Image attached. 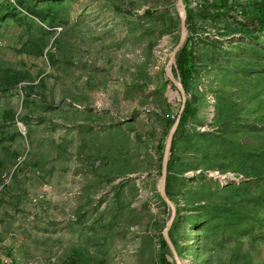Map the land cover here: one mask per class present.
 <instances>
[{"label":"rangeland","instance_id":"obj_1","mask_svg":"<svg viewBox=\"0 0 264 264\" xmlns=\"http://www.w3.org/2000/svg\"><path fill=\"white\" fill-rule=\"evenodd\" d=\"M178 2L0 0L3 255L162 264L167 121L183 104L176 62L168 74ZM253 2L183 0L196 109L173 138L177 264H264V26Z\"/></svg>","mask_w":264,"mask_h":264},{"label":"trees","instance_id":"obj_2","mask_svg":"<svg viewBox=\"0 0 264 264\" xmlns=\"http://www.w3.org/2000/svg\"><path fill=\"white\" fill-rule=\"evenodd\" d=\"M60 1V0H57ZM251 13L252 15L256 18V22L255 25H257L259 27L264 26V4L262 0H254L253 4L251 5ZM151 11L150 10H146V14H150ZM190 17L188 15L187 20L189 21ZM187 20H186V24H187ZM189 23V22H188ZM252 25V23L250 24ZM191 24H187V27H190ZM191 57H192V52H191V48L189 49L187 47V45H185L177 54L176 57V69L178 71V74L180 76V81L184 87V89L187 91L189 86H190V82H191V76H192V68H191ZM195 109L196 107L194 106V103L191 101H187L185 108L181 114V118H180V122H179V126L178 129H183L186 125V123L188 122V119L190 116L195 114ZM176 119H168L167 121V130H169L172 125L175 123ZM185 131L187 132L188 135H193V133H190V131H187V129H185ZM195 134V133H194ZM163 145L160 146L161 150L163 149ZM173 150H174V141L172 143V153L170 156V160H169V164H168V176H167V183H166V192L168 194V196L173 199V181L175 180L176 176H177V172L175 169V160L173 157ZM177 215H179V212L177 213ZM170 236L172 238V241L177 249V251L179 252V254L181 253V251L179 250L178 247V243L174 237L173 232H170ZM160 248H161V254H160V259H161V263L162 264H177L176 262H171L169 261V255H172V252L170 250V246L168 244V242L166 241V239L162 236L161 240H160ZM81 255H83V253H75L73 254L70 258H68L64 264H82L81 263Z\"/></svg>","mask_w":264,"mask_h":264},{"label":"water","instance_id":"obj_3","mask_svg":"<svg viewBox=\"0 0 264 264\" xmlns=\"http://www.w3.org/2000/svg\"><path fill=\"white\" fill-rule=\"evenodd\" d=\"M178 1H179L178 2L179 15H180V18H181V32H180L181 35H180L179 43L175 47L174 52L172 53V56H171V58L169 60L168 69H169V66H172L173 63L176 62L177 53H178V51H180L183 48V46H184V44L186 42L187 34H188V28H187V24H186V20H187L186 8H185V5L183 3V0H178ZM168 74H169L170 79L173 80V78H172V76L170 75L169 72H168ZM174 82L179 87V89H180V91H181V93L183 95V104H182V107H181L180 114H179L178 118L176 119L175 123L173 124L172 128L170 129V132H169L168 137H167L166 146H165L164 155H163L162 178H161V183H160V186H159V192H160L161 197L164 199V201L172 209V216H171L170 221L167 224L166 231H165V234H164V238L166 239V241L168 242L169 246L171 247V249L175 253L174 245L172 244V242H171V240L169 238V235H168V230L170 229V227L172 225V222L174 220L176 212H175V206H174L173 202L170 200L169 196L167 195L166 183H167L168 164H169L170 155H171L172 141H173L174 135H175V133H176V131L178 129L180 118H181V114H182V112H183V110L185 108V105H186L187 97H186V91H185L183 85L181 83L177 82V81H174Z\"/></svg>","mask_w":264,"mask_h":264},{"label":"built area","instance_id":"obj_4","mask_svg":"<svg viewBox=\"0 0 264 264\" xmlns=\"http://www.w3.org/2000/svg\"><path fill=\"white\" fill-rule=\"evenodd\" d=\"M0 264H18V263H16V261L14 260L13 257L7 256V255H3L0 252ZM22 264H34V262L33 261H28V262H24Z\"/></svg>","mask_w":264,"mask_h":264},{"label":"bare ground","instance_id":"obj_5","mask_svg":"<svg viewBox=\"0 0 264 264\" xmlns=\"http://www.w3.org/2000/svg\"><path fill=\"white\" fill-rule=\"evenodd\" d=\"M168 72L170 73V75H171V74L173 75L172 66H169ZM172 75H171V76H172ZM172 78H173V77H172ZM175 79H176V78H175Z\"/></svg>","mask_w":264,"mask_h":264}]
</instances>
